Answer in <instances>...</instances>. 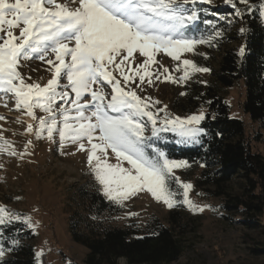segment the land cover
I'll use <instances>...</instances> for the list:
<instances>
[{
	"label": "snow or ice",
	"instance_id": "6c2138e0",
	"mask_svg": "<svg viewBox=\"0 0 264 264\" xmlns=\"http://www.w3.org/2000/svg\"><path fill=\"white\" fill-rule=\"evenodd\" d=\"M213 3L214 0H0V105L7 107L11 101L10 110L21 114L15 122L26 124L22 135L37 139L46 135L50 141L58 135L61 149L69 144L87 153L98 190L112 204L123 207L129 197L146 191L169 210L181 207L192 213L203 212L206 206L196 205L189 198L192 183L177 175L191 163L172 158L159 145L167 141L165 133L173 135L176 145H203V137L208 135L201 126L207 119L205 110L201 108L185 117L173 116L167 105L156 108L161 101L141 97L128 86L138 80L137 87L145 82L151 87L163 73H169L162 64L163 73L150 71L159 63L157 54L163 53L179 61L174 71L182 75H164L161 82L183 87L195 74L211 72L191 59H181L184 53H195L198 45L217 47L227 26L236 22L243 25L246 17L258 14L264 23V0H223L232 10L228 14L200 7ZM189 31L201 34L191 36ZM247 31L243 26L239 28L241 36ZM137 53L142 61L137 62ZM197 54L208 59L207 53ZM237 55L245 57L246 46L242 45ZM30 61L48 65L46 71L51 78L45 84L20 70ZM2 131L0 153L21 157L27 153L32 140L26 142L24 152L17 153ZM113 156L115 164L110 162ZM200 167L206 164L200 163ZM35 227L31 217L0 206V264H6L5 257L18 250L19 234L25 229L34 232ZM43 255V251L34 254L36 264H42Z\"/></svg>",
	"mask_w": 264,
	"mask_h": 264
},
{
	"label": "trees",
	"instance_id": "16d2710c",
	"mask_svg": "<svg viewBox=\"0 0 264 264\" xmlns=\"http://www.w3.org/2000/svg\"><path fill=\"white\" fill-rule=\"evenodd\" d=\"M200 7L223 14L232 11L223 0ZM241 26L248 29L244 36L239 34ZM227 27L219 45L207 47L209 59L204 66L211 69L210 78L206 84L200 80L194 84L198 92L196 104L204 107L207 117L201 125L208 133L203 137V145L177 146L173 135L166 134L167 141L159 146L172 158L187 159L191 167L200 168L196 186L205 200L218 202L215 208L222 220L254 228L264 225V25L257 14L246 17L243 25L236 22ZM200 28L203 30L205 26L201 23ZM242 45L246 46L243 58L237 55ZM239 83L245 89L242 111L257 125L254 140L261 145L260 152H253L245 137L244 122L231 117L221 94ZM200 163L206 167L201 168ZM234 178L241 181L239 193L226 188ZM120 212L121 207L107 201L99 191L85 184L78 188L68 232L74 243L86 248V264H117L119 259L126 264L179 261L186 251L185 235L189 227L185 208L169 210L165 222L151 217L144 223L117 226L115 217ZM153 232L159 235H152ZM34 238L28 229L19 234V248L7 255L6 264H36Z\"/></svg>",
	"mask_w": 264,
	"mask_h": 264
},
{
	"label": "rangeland",
	"instance_id": "374dc122",
	"mask_svg": "<svg viewBox=\"0 0 264 264\" xmlns=\"http://www.w3.org/2000/svg\"><path fill=\"white\" fill-rule=\"evenodd\" d=\"M217 1L219 0H214L212 5ZM187 34L198 37L200 32L189 31ZM197 53H207L209 59L206 45H198L195 53H184L181 59H191L204 66L208 59ZM135 56L139 57V54ZM142 60L143 57H139L137 62ZM156 60L159 63L150 68L151 72L156 73L159 70L163 73L161 64L169 69V73L161 75V80L168 74L173 77L182 75V72L174 71L179 61H172L163 53L157 54ZM27 64V67L20 70L32 76L34 81L43 85L51 78V73L46 71L48 65L40 61H30ZM132 67L135 69L136 63H133ZM114 75L119 78L118 73ZM209 78V73H197L183 87L161 80H154L151 87L146 82L137 87V80L128 87L141 97L150 96L161 101L156 108L167 105L170 114L185 117L198 113L201 108L204 109L196 104L198 92L194 84L195 80L208 81ZM121 83L123 85V81ZM106 91L110 92V88H106ZM182 91L187 92V95L180 96ZM221 94L229 106L231 117L244 122L245 137L249 139L253 152H260L261 145L254 140L257 125L242 111L245 96L243 84L239 83ZM10 109L11 101L7 107L0 105V117H4L0 119L3 137L12 144L17 153L25 151L24 145L28 140H32V144L22 157L8 155L7 152L0 153V206L22 216L31 217L36 224L35 231H31L35 236L32 247L35 253L43 251L42 264H86L87 250L71 240L68 224L74 211L78 188L85 184L87 188L99 191L87 164V153L79 152L75 146L69 144L61 149L58 135L53 141L48 140L46 135L39 139L33 135H22L26 124L16 123L21 114ZM38 114L43 115L39 111ZM166 134L171 133L163 135ZM110 162L116 163L114 156ZM125 166L127 167L126 164ZM199 173L200 168L195 167L177 172L182 181L193 185L189 198L196 205L206 207L203 212L192 213L186 210L189 217V227L185 235L186 251L176 264H264V225L248 228L238 222L222 220L215 208L218 202L205 200L202 191L196 186ZM241 186L239 178H234L226 188L239 193ZM168 211L169 209L156 202L150 193L139 192L124 202L120 215L115 217V225L144 223L151 217L165 222ZM117 264L125 262L119 260Z\"/></svg>",
	"mask_w": 264,
	"mask_h": 264
},
{
	"label": "built area",
	"instance_id": "2783aa9c",
	"mask_svg": "<svg viewBox=\"0 0 264 264\" xmlns=\"http://www.w3.org/2000/svg\"><path fill=\"white\" fill-rule=\"evenodd\" d=\"M119 260H123V261L125 262V260H124V259H119ZM119 260H118V261H119ZM118 261H117V263H118ZM125 264H126V262H125Z\"/></svg>",
	"mask_w": 264,
	"mask_h": 264
}]
</instances>
